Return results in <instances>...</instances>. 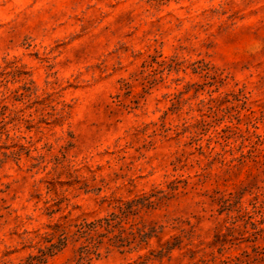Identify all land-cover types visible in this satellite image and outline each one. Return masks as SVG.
I'll return each instance as SVG.
<instances>
[{
	"label": "clouds",
	"instance_id": "9594fccd",
	"mask_svg": "<svg viewBox=\"0 0 264 264\" xmlns=\"http://www.w3.org/2000/svg\"><path fill=\"white\" fill-rule=\"evenodd\" d=\"M0 264H264V0H0Z\"/></svg>",
	"mask_w": 264,
	"mask_h": 264
},
{
	"label": "rangeland",
	"instance_id": "374dc122",
	"mask_svg": "<svg viewBox=\"0 0 264 264\" xmlns=\"http://www.w3.org/2000/svg\"><path fill=\"white\" fill-rule=\"evenodd\" d=\"M149 235H151V233H149Z\"/></svg>",
	"mask_w": 264,
	"mask_h": 264
}]
</instances>
